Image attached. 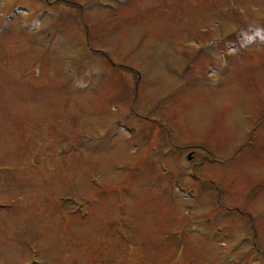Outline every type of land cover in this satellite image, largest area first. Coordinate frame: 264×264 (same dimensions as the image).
Wrapping results in <instances>:
<instances>
[{
	"label": "rangeland",
	"instance_id": "374dc122",
	"mask_svg": "<svg viewBox=\"0 0 264 264\" xmlns=\"http://www.w3.org/2000/svg\"><path fill=\"white\" fill-rule=\"evenodd\" d=\"M0 264H264V0H0Z\"/></svg>",
	"mask_w": 264,
	"mask_h": 264
}]
</instances>
